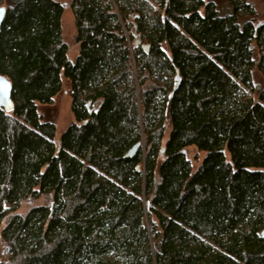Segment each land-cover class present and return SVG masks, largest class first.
<instances>
[{
	"label": "trees",
	"instance_id": "obj_1",
	"mask_svg": "<svg viewBox=\"0 0 264 264\" xmlns=\"http://www.w3.org/2000/svg\"><path fill=\"white\" fill-rule=\"evenodd\" d=\"M225 1L71 0V61L64 3L0 0V264H264V18ZM63 77L56 135L37 103Z\"/></svg>",
	"mask_w": 264,
	"mask_h": 264
},
{
	"label": "rangeland",
	"instance_id": "obj_2",
	"mask_svg": "<svg viewBox=\"0 0 264 264\" xmlns=\"http://www.w3.org/2000/svg\"><path fill=\"white\" fill-rule=\"evenodd\" d=\"M64 3V11L61 17L62 35L64 41L68 43L69 51L68 57L71 61H74L78 48L73 43L74 35V19L72 11L69 7L71 0H56ZM219 10L225 12L228 9L227 2L225 0H215ZM255 9L254 22L262 20L264 18V0H249ZM4 5V4H3ZM254 53V59H257L258 50L255 44H252ZM253 83L255 87L260 88L263 86L261 73L256 67L253 68ZM249 94L257 99L255 91L248 90ZM37 111L44 120H52L56 126V135H59L69 124L73 122V114L71 112V96H70V85L66 78H62V86L59 92H57L52 98L51 103L43 104L37 103ZM170 131L169 119L165 122V133L164 141H166ZM187 157L191 162L192 171H195L202 163L205 157V151H199L195 146L186 147ZM228 157V155H226ZM48 200L47 196H40L39 198H29L22 200L20 207L17 209V213L25 214L33 206L46 203ZM0 257L6 258V254L2 250V244L0 240Z\"/></svg>",
	"mask_w": 264,
	"mask_h": 264
},
{
	"label": "water",
	"instance_id": "obj_3",
	"mask_svg": "<svg viewBox=\"0 0 264 264\" xmlns=\"http://www.w3.org/2000/svg\"><path fill=\"white\" fill-rule=\"evenodd\" d=\"M5 13V7L0 6V25ZM140 44V38L136 37L133 40V46L136 47ZM142 48L145 53L148 52L149 45L147 43L142 44ZM12 100H11V83L10 81L0 73V107H3L6 111H11L12 109ZM139 144H135L132 148L128 150L127 155H132ZM182 152L186 153V149H183ZM29 199V198H28ZM147 202L145 201V205ZM261 234L264 235V228L261 231Z\"/></svg>",
	"mask_w": 264,
	"mask_h": 264
}]
</instances>
